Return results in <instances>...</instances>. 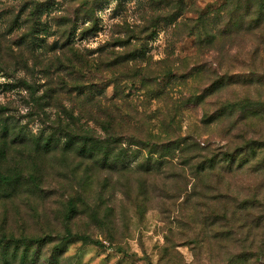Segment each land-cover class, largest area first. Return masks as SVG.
<instances>
[{
    "label": "rangeland",
    "instance_id": "obj_1",
    "mask_svg": "<svg viewBox=\"0 0 264 264\" xmlns=\"http://www.w3.org/2000/svg\"><path fill=\"white\" fill-rule=\"evenodd\" d=\"M0 242L264 264V0H0Z\"/></svg>",
    "mask_w": 264,
    "mask_h": 264
},
{
    "label": "trees",
    "instance_id": "obj_2",
    "mask_svg": "<svg viewBox=\"0 0 264 264\" xmlns=\"http://www.w3.org/2000/svg\"><path fill=\"white\" fill-rule=\"evenodd\" d=\"M77 237V239H83V240H88L89 239V237L88 236H85V235H79V236H76ZM72 238H74V236H73V234H69V236H68V240L69 239H72ZM19 239V238H18ZM17 238H15L14 236H12V238H11V240L12 241H15V242H17V243H20L19 242V240H18ZM76 239V238H75ZM72 240H70L69 242H71ZM24 242V241H23ZM1 244H2V242H0ZM10 245H5V247H4V250L6 251V249H8V247H9ZM6 248V249H5ZM19 251V247H17L16 249H15V253H17ZM29 251H30V246H27L26 247V250H24V252H25V254L23 253L22 255H21V257H20V260H19V263H21V264H23V263H26L27 261H29L28 260V257H29Z\"/></svg>",
    "mask_w": 264,
    "mask_h": 264
}]
</instances>
